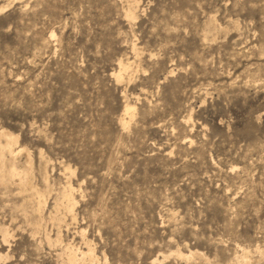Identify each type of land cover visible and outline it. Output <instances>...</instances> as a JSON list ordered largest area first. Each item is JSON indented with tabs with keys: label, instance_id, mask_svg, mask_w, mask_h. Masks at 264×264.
I'll return each mask as SVG.
<instances>
[{
	"label": "rangeland",
	"instance_id": "1",
	"mask_svg": "<svg viewBox=\"0 0 264 264\" xmlns=\"http://www.w3.org/2000/svg\"><path fill=\"white\" fill-rule=\"evenodd\" d=\"M126 5L16 0L0 12V129L30 151L34 186L50 178L45 212L66 180L78 186L59 230L80 244L82 227L101 264H151L177 247L210 262L154 264H237V245L264 264V0H141L133 21ZM119 60L133 62L131 80L112 76ZM10 184L0 264H62L23 215L30 190Z\"/></svg>",
	"mask_w": 264,
	"mask_h": 264
},
{
	"label": "bare ground",
	"instance_id": "2",
	"mask_svg": "<svg viewBox=\"0 0 264 264\" xmlns=\"http://www.w3.org/2000/svg\"><path fill=\"white\" fill-rule=\"evenodd\" d=\"M13 1H16V0H11L6 5H1L0 6V12L2 13L4 11H6L9 7V5ZM140 1L141 0H127V5H126V9H125V16L128 20L133 21L137 18L138 12L141 9ZM213 20L211 22V26H213L214 28H217V25L214 23ZM54 36H55L54 32H51L50 38H52ZM131 49L135 53H137V47H136L135 43H132ZM132 66H133V62H131L129 60H126V61L119 60L118 64H117V69L112 71V76H114V78L116 79L117 82H121L125 78H128L129 80H131V78H132ZM170 72H172V71H170ZM123 110H124V114L121 118V123H122L123 128H128L130 121L134 117L135 105L130 104L128 102V100L125 99ZM20 155H25V158H26L25 163L23 162L24 166L22 169H21V167H19L20 165H18V157ZM44 157L45 156L43 155V158ZM47 169H48V167H47ZM64 170H67V169H64ZM39 173H41V172H39ZM72 173H74V172L72 171ZM32 176H33V173H32V157H31L30 151L25 146L19 144V134H15V133H12V132L4 129V128H1L0 129V185H7L8 183L10 184L11 182H15V183L17 182V184L22 189L21 192L24 190L25 191L30 190L31 196H32V198L30 199V200H32V212L31 213L28 212L25 204H22L20 207H21V210L23 212V215L25 216L26 220L29 222V224L32 227L33 234L43 233V237L46 240L47 244H53V243H57V245H58V243L60 244L61 251L56 256H58V258L60 260H62V262H63L62 264H101L100 260H102V259L95 252V249L93 247L94 245L92 244L91 240H89L87 238V236L85 235L84 229L82 227L77 228V234H78L79 239H80V244H72L70 242H64L62 239L61 233H60V230H61L63 223L66 226L68 225L66 223L67 218L72 219V220L75 219L74 208H75V205L77 204L76 194L79 190L78 186L73 185L69 179L66 180V182L63 184L62 188L59 189L60 191L57 194H55L52 207L49 209L47 208L48 211L45 212V208H46V205L48 203L47 196L52 195V194H50V192L52 190V187L49 183L50 178H48L47 175H45V176L43 175L44 177L42 176L43 181L45 183V189H41V188L36 187L37 185L34 186L35 183L33 185L31 179L33 180L34 177H32ZM43 181H42V183H43ZM3 188H5V187H3ZM5 191H6V189H5ZM52 191H55V190H52ZM22 202H23V199H22ZM9 208H10V206H9ZM15 208H17V207H15ZM14 213H15V211H14ZM46 218H48V220L50 222H52V224L57 225L56 227H58V231H57L55 239H52V237L50 236V233H48L46 231V229L44 228V226L46 225L45 224ZM10 225H11V223H10ZM56 227H54V228H56ZM54 228H52V229L54 230ZM0 234L2 237V241L5 244L9 241V238L13 236V234L10 231V228L8 226H4V225H1V227H0ZM246 247H248V245ZM246 247L237 245L238 250L235 252L236 254L234 255V259L236 260L237 264H248V262H249L248 261V253H249L250 249H248ZM258 248H259V250L261 249L259 246H258ZM260 252H261V250H260ZM262 253H263V251H262ZM262 253H261V256H262ZM160 255H162V257L164 259L170 255H175L177 257H182L185 260L189 259L191 257L194 258V256H198V257L204 258L206 260V262H210L209 258L206 257L203 253H201L198 250H193L191 248L187 249V252L185 253V252H183L182 249L177 247L173 251L168 250L166 252L165 251L161 252ZM1 256H4V254ZM154 257H153L152 261L150 260L151 264H154L157 261L162 262L164 260V259L163 260L159 259V255L154 256ZM234 259H233V261H234ZM107 261H108L107 259H106V261L103 260V262H105V263Z\"/></svg>",
	"mask_w": 264,
	"mask_h": 264
}]
</instances>
